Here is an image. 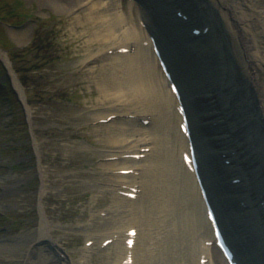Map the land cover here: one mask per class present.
I'll use <instances>...</instances> for the list:
<instances>
[{
	"label": "bare ground",
	"instance_id": "obj_1",
	"mask_svg": "<svg viewBox=\"0 0 264 264\" xmlns=\"http://www.w3.org/2000/svg\"><path fill=\"white\" fill-rule=\"evenodd\" d=\"M37 1L45 7L51 6L59 14L74 11L76 19L86 15L85 28L88 29L89 23H92L94 30L88 45L95 41L103 48L99 53L89 52L83 64L90 61L94 63L96 59L103 62L96 83L99 87V102L104 108L102 111L84 114L83 120H106L105 128L108 131L107 134L100 135L99 143L108 149L101 158H105L102 164L103 175L107 178V191L113 195V202L107 209L108 219L100 222L99 226L103 229L100 233H106L101 236H105L104 239L93 234L96 226H81L84 235L91 237L87 242L93 241L94 244L92 247H89L91 243L86 245L81 261L70 260L63 255L61 247L50 235L52 227L44 205V197L48 191L45 184L47 172L43 166L44 157L40 156L39 174L44 183L40 191L41 219L38 237L33 239L28 235L19 237L13 243L0 242V253L4 255L8 252L13 255V251L27 246L26 258L21 264H90V259L102 252L103 242L109 240L110 245L104 249L106 264H121L129 255L133 257L134 264H167L169 238L174 242L181 230L187 234L198 231L194 232L192 216H187L180 210L183 199L179 196L176 185H181L189 193L187 205L192 200L202 210L204 203L196 181L180 161L176 143L183 137L175 130L174 124L180 119L173 111L175 97L169 90L159 88L157 81L152 78L157 74L160 83H167L166 79L161 78L153 61L152 46L145 48L143 45L149 38L144 29L137 27L133 18L126 15L119 0ZM196 1L193 8V5L186 7L189 0H153L152 7L158 5L153 13V22L161 25L160 28H165L159 33L165 44V56L181 84L186 86L194 98L195 105L190 109L191 114L198 111L196 105L200 106L199 100H207L209 103L210 109L198 113L200 117H195L199 129L205 132L214 122L225 129L217 137V142L223 143L221 149L226 154L237 151L241 147V140L249 147L243 162L246 168H250V172H247L241 161L232 171L237 179L246 180L241 186H236V197H251L249 205H255V185H259L260 191L264 192V0ZM180 11L188 17L187 21L174 16ZM192 25L210 30L205 37L207 42L195 43L197 41L188 33V28ZM30 34L31 31L27 30L21 34L15 33L14 38L25 42ZM170 34L179 42L178 49L169 37ZM125 50L128 51L127 55H122ZM215 56L228 59V68L220 65V62H213ZM187 57L195 60L198 68L200 62L201 67L205 65L206 73L198 72L197 66H189L187 72L184 68L185 62H188ZM4 61L15 89L23 93V86L7 57ZM207 63H214L208 67L209 71L206 69ZM105 66L108 68L104 69ZM217 66L222 71L218 72ZM144 71L149 82L141 81V77L137 76L143 75ZM154 77L157 78L155 75ZM29 114L31 115L30 108ZM110 117L112 118L109 119ZM146 120L150 121L148 126L143 124ZM159 123H162L161 127L157 126ZM171 131L173 140L170 137ZM205 138L202 140L204 143ZM210 139L207 138L212 143ZM205 145L202 159L205 167L207 166V175L215 190L218 206L222 209L231 200L223 194V188L230 187L231 183L219 176L220 157L217 154L215 159L213 150L211 152ZM44 148L43 144H39L40 150ZM243 153L244 151L241 152L242 156ZM142 154L143 159L137 161L134 158ZM251 167L254 171H259L258 177L254 179L250 177ZM124 171H132L133 174L125 176L122 174ZM133 189L137 190V199L129 200L122 196ZM256 209L251 208L256 219L252 236L261 244L257 251L260 256L255 261L256 264H261L264 262V214L262 208ZM199 213L205 235L197 236V233L195 238L198 237V240L193 244L211 238L207 219L202 216V211L199 210ZM249 215L247 211H243V215L235 220L250 222ZM131 230L137 232L132 248L127 244ZM201 254L203 251L198 253ZM245 255L244 251H240L238 256L240 261L247 263Z\"/></svg>",
	"mask_w": 264,
	"mask_h": 264
},
{
	"label": "rangeland",
	"instance_id": "obj_2",
	"mask_svg": "<svg viewBox=\"0 0 264 264\" xmlns=\"http://www.w3.org/2000/svg\"><path fill=\"white\" fill-rule=\"evenodd\" d=\"M119 1L139 27L137 7L131 10L132 2ZM66 13L59 14L37 0H0V83L8 85L0 87V237H38L43 156L50 235L64 256L79 262L91 239L81 226H96L93 234L104 239L101 236L106 233H100L99 226L108 219L113 195L107 191L102 168L105 158L101 156L108 149L99 143L100 135L107 134V123L83 120L84 114L104 108L96 83L103 62L96 59L83 64L89 52L99 53L103 48L95 41L88 45L94 30L92 23L85 28L86 15L76 19L74 11ZM27 30L31 34L25 42L14 38L15 33ZM5 57L23 93L15 89ZM146 72L137 76L149 82ZM154 75L158 87L168 89ZM39 144L45 148L40 150ZM101 250L90 264H106V253ZM26 251L23 246L13 255L0 253V264H21Z\"/></svg>",
	"mask_w": 264,
	"mask_h": 264
}]
</instances>
